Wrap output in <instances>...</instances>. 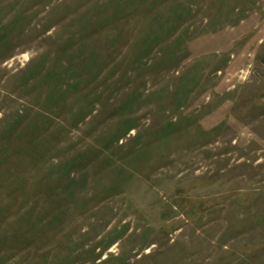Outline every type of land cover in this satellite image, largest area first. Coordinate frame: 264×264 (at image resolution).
Instances as JSON below:
<instances>
[{"label": "rangeland", "instance_id": "374dc122", "mask_svg": "<svg viewBox=\"0 0 264 264\" xmlns=\"http://www.w3.org/2000/svg\"><path fill=\"white\" fill-rule=\"evenodd\" d=\"M0 264H264V0H0Z\"/></svg>", "mask_w": 264, "mask_h": 264}]
</instances>
